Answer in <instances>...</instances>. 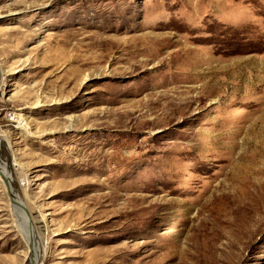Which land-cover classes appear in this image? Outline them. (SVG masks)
<instances>
[{"label": "rangeland", "instance_id": "rangeland-1", "mask_svg": "<svg viewBox=\"0 0 264 264\" xmlns=\"http://www.w3.org/2000/svg\"><path fill=\"white\" fill-rule=\"evenodd\" d=\"M0 159V264H264V0H0Z\"/></svg>", "mask_w": 264, "mask_h": 264}, {"label": "bare ground", "instance_id": "bare-ground-1", "mask_svg": "<svg viewBox=\"0 0 264 264\" xmlns=\"http://www.w3.org/2000/svg\"><path fill=\"white\" fill-rule=\"evenodd\" d=\"M0 161H1V159H0ZM4 167H5L6 171L8 172V179H7L8 184L12 185V183H13V177H12V174H11V168L8 165H5ZM18 199H19V196L17 195L16 196V200H18Z\"/></svg>", "mask_w": 264, "mask_h": 264}]
</instances>
